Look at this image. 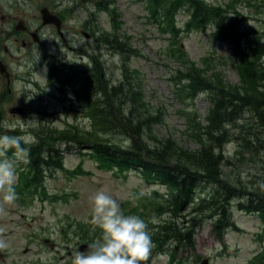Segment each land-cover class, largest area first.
Segmentation results:
<instances>
[{
  "label": "rangeland",
  "instance_id": "374dc122",
  "mask_svg": "<svg viewBox=\"0 0 264 264\" xmlns=\"http://www.w3.org/2000/svg\"><path fill=\"white\" fill-rule=\"evenodd\" d=\"M91 1V3H87L86 0H0V20H11L15 23V25H9L7 29L0 30V43L2 46L8 47V51L2 50V54L6 55L11 68V77L9 73L6 78L0 75V94L4 95L3 101L0 102V115L2 116L0 119H5L2 124L5 125L4 129L20 125L14 119L15 115L12 112L19 106L28 108L29 106L32 107L31 104H33L39 110L40 121L33 119L27 121L30 131L32 130L31 127L37 129L40 125H46L49 130L53 127L61 128L60 121L53 119L54 111L72 116L79 114V110H67L64 103L53 98L58 93L55 88L46 89L44 87L49 74L45 60L48 62L53 61L59 70L65 68L66 72L64 74L68 75L81 69L82 65L84 67L88 64L93 69V74L97 76L95 74V61L90 65L91 55L95 54V41L81 35L80 29H86L89 23L93 25L91 13L96 12L95 26L99 29V31L96 30L97 33H101L102 30L111 32L110 14L105 10L98 11L95 8V4H98L101 8L108 5V8L117 15L118 34L128 36L130 38L129 47L136 51L131 56L125 57L117 50H108L103 47L98 51L101 56L99 60L102 64V66L100 63L98 64L99 75H101L103 68L107 80L111 81L112 84L125 81L127 90H130L133 83H139L142 88V102L148 106L147 109L140 110V112H143L142 118L146 119L147 115L154 113H157L158 117L161 118V123L150 126L154 128L153 135L173 138L178 144L180 143L190 150L199 148L197 143L186 135L187 120L181 112L185 110L194 111L203 120L212 107L211 99L208 93H204L183 102L175 94L174 87L168 80L171 70H174L176 66L166 55L170 37L168 35L164 36L155 23H147L148 18L146 17L147 11L144 2L112 0L108 4L110 0ZM207 1L211 3L221 2L222 5L226 4L225 0ZM257 1L259 2V0ZM258 2L255 4H258ZM52 4H57L60 10L66 11L64 16L67 20V26L74 33L68 32L70 40L67 42L50 40V45H47V53L50 56L38 58L37 66L33 64L31 58L24 63L22 57L26 53V48L32 47L36 42L30 36V38H26L29 40V46H22L21 38L25 31L23 29L17 30L16 26L23 22L24 26L28 24L33 27V33H38L34 29L41 26L40 9ZM261 9V13H258L255 7H249L243 3L239 9L241 14H247L248 26L255 28L257 36L258 32L264 31V4ZM183 19V15L180 14L178 16L180 25L183 24ZM212 30L213 28L194 30L185 33L182 37V44L189 53L190 58L200 66H203L204 58L210 52L218 53L223 60L231 56V48L228 44L222 41L214 42L211 34ZM32 48L34 51H38V48ZM215 68L222 71L225 81L234 84L239 83L238 70L231 63L221 64L216 61ZM206 72L209 77H213L210 75L212 70ZM132 79L135 82L133 81L130 86L127 85V81ZM10 81L11 84H8ZM78 81L80 82L79 87L83 88L78 89L77 92L84 100L86 95L88 98L93 99L98 97V93L93 89V83H89L90 80L84 86H81L82 82L80 80ZM9 87L11 92L8 90ZM101 100L103 101V99ZM76 106L80 108L81 105ZM252 114V112H249L248 117L250 118ZM251 121L253 119L249 122L245 121L244 124L247 127H254L256 131L257 128L254 124L258 123V118L253 123ZM203 124L207 123L203 122ZM76 125L78 128L76 131L92 129V125L88 120L81 119ZM228 128L230 132L229 141H226L227 144L224 147L226 156L234 153L239 148V141L231 139V137L233 134L237 136L238 130L241 129L239 126L230 123L227 124ZM126 129L132 135V127L125 126ZM122 131L124 130L122 129ZM259 135L263 138L264 132ZM139 137L142 139L136 137L137 141L152 142L150 132L146 127H143L142 134ZM111 138V143L115 142L122 147H128L131 144V136L125 132H115L111 135ZM24 139L30 143L39 140L32 132L27 134ZM59 142L60 147L64 146L63 141ZM74 149L57 150L64 155L67 168H73L80 160L85 159V169L90 173L75 176L69 175L63 169L56 170L54 177L46 176L44 178V183L51 192L71 193L67 201L63 200L56 204L49 202L34 203L32 206L27 207L21 200L17 199L9 205L3 201V194L0 193V208L3 209L0 212V228L4 229V237L9 245L5 249L10 251V257H7V259L13 264H32L33 261L41 264L42 262L43 264L44 262L45 264H70L71 256H68L67 250L63 248L67 245L72 247L73 243L75 245V242L82 235L75 232L77 229L75 225L69 229L70 235H65L61 231V226L68 224L70 220H73V224L75 222L87 223L90 219V197L92 195L103 190L116 198L121 204L124 200L130 199L135 191L149 193L152 188L156 187L144 182L137 171H130L126 177L122 174L116 176L113 170L100 168L92 158L88 156L81 157ZM88 150L90 151V149ZM259 152L260 156L254 157L255 161L252 159V155L247 153V158L236 159L235 164H224V172L230 178L224 185L226 190L222 189L218 183L202 181L196 191L198 203L201 202L202 198L208 200L204 202L205 205L211 206L214 202L220 206L225 199L229 200L226 214H230V220H233L238 228L234 225L230 229H224L222 234H218L213 230L214 224L212 225L211 219L206 218L205 215L199 216L193 210V213L189 216L186 213L182 217L177 216V218L172 219L175 220V225L177 224L181 228L180 232L184 235L190 226L196 227L194 233L195 246L183 247L182 249L179 247L178 256L184 259L185 264H201L205 257H209V264H249V260L261 249L258 233L264 230L263 220L257 213L238 210L236 204H233L234 199L240 197H242V204L250 201L251 196L248 194H250L249 191H252L253 180H257L256 184L258 186L264 184V148L260 147ZM241 183L249 191H245ZM160 190L164 191V188L160 187ZM73 193H76V195H73ZM216 194H218V197L213 200ZM252 198L255 200L256 196ZM183 209L184 206L180 211ZM192 216L196 219H190ZM156 219L159 218L156 217ZM35 233H39L40 236L34 238ZM43 236H46L44 240L42 239ZM67 238L70 239L67 240ZM47 239L54 243V249L51 248V242H47ZM172 242L181 245L177 240ZM56 251L58 252L56 253ZM148 258H152L151 264H166L165 255L153 256L151 253Z\"/></svg>",
  "mask_w": 264,
  "mask_h": 264
},
{
  "label": "trees",
  "instance_id": "16d2710c",
  "mask_svg": "<svg viewBox=\"0 0 264 264\" xmlns=\"http://www.w3.org/2000/svg\"><path fill=\"white\" fill-rule=\"evenodd\" d=\"M241 1L246 6L255 7L256 11L261 13L264 2L261 3L260 0L259 2L257 0H231L226 6L210 4L206 0H157L158 16L166 20H160L154 15L155 21L165 34L173 35L170 39L169 50L172 57L179 59L185 68L180 71L181 76L177 81L178 84H182V90L179 91L181 100L193 99L199 93H208L211 99L212 107L203 120L194 111L181 112L187 120L186 135L196 142L199 148L190 150L178 144L173 138L153 135L154 128L150 126L161 123V118L157 113L147 115L146 119L142 118L143 112L140 110L147 109L148 106L142 102L141 85L134 79L127 81L129 86L133 81L135 82L130 87L133 92L126 89L125 81L112 84L105 78L103 83V68L101 75L98 72L101 56L97 50L105 47L108 50H117L125 57L131 56L136 51L129 47L130 38L128 36L102 30L95 45V54L92 56L97 76L93 74L91 67L87 71L92 74L90 81L98 97L85 100L83 104L91 114L89 118L92 121V129L76 131L78 130L77 125L70 123L67 127H53L51 130L46 125L34 128L33 133L39 140L24 145L29 151V162L27 169L20 172L17 192L23 193L27 187L32 189L40 175L43 174L44 166L54 170L64 169L65 158L57 150L59 149L56 146L58 141H64L67 149L78 145L79 149H83L84 146L91 145L92 150L88 155L101 168L111 169L116 175L122 174L124 177L127 176L129 170L138 169L141 170L147 182L165 187L166 192L158 193L156 198L141 196V204L135 206L132 211L139 213L150 208L156 215H167L162 222L168 227L172 226L173 217L179 216L180 209L196 197L200 182H215L226 190L224 185L230 178L225 174L223 167L226 164H235L236 159L247 158V153H250L255 161L254 157L260 156L259 148H264V137L259 135L264 132V31L258 32L257 36L255 28L247 25V17L236 9V4ZM111 2L112 0L108 1V4ZM256 2L258 4H255ZM105 7L109 13H112L108 5ZM101 10H104V7ZM180 11L191 13V19L186 24L185 32L205 30L209 26H214V39H223L232 44L234 47L232 64L238 69L239 83L225 81L222 71L215 68L216 57L214 55H207L203 66L189 58L187 51L180 44V38L184 34L177 30L176 20L174 22V18L176 19ZM244 22L247 27L242 26ZM116 27L117 24H115ZM219 63L222 64L221 61ZM207 70H212L210 75L213 77L207 75ZM82 71L80 69L75 72L74 76L80 77ZM185 80L187 82L183 83ZM249 112L253 113L250 118L248 117ZM257 118L258 123L254 124L256 131L254 127H247L244 124L245 121L249 122L251 119L253 123ZM200 120L207 124L203 126ZM229 123L241 129L238 130L237 136L233 134L231 137L239 141V148L226 156L224 147L227 144L226 141H229L230 132L229 128L227 129ZM125 126L132 127V135L130 131L125 130ZM143 127L149 130L152 142L136 140V137L142 139L139 136L142 134ZM115 132L127 133L131 136V144L128 147H122L115 142L111 143V135ZM13 152L14 150H10L7 154L13 157ZM81 152L82 150L78 151L80 155H83ZM77 167L82 171L81 163ZM68 172L73 175L77 171L68 170ZM253 182L252 191L241 183L242 188L249 191L248 195L251 199L245 204L239 203V206L245 208L246 211L257 213L264 222V184L258 186L257 180ZM218 194L213 197V200L218 197ZM253 196H256L255 200ZM201 200V203L208 201L206 198ZM228 203L229 200L225 199L220 206L214 202L211 206L206 205L207 215L214 219V231L218 234H222L226 227L234 225V222L230 220V214H226ZM200 208L201 213L204 214L205 206H200L198 209ZM176 229L174 236L180 237V240L183 237L187 246L194 242L190 230L184 235L180 232L181 229L178 230L177 227ZM258 235L264 241V230ZM256 260H258L257 264H264V247Z\"/></svg>",
  "mask_w": 264,
  "mask_h": 264
},
{
  "label": "clouds",
  "instance_id": "9594fccd",
  "mask_svg": "<svg viewBox=\"0 0 264 264\" xmlns=\"http://www.w3.org/2000/svg\"><path fill=\"white\" fill-rule=\"evenodd\" d=\"M6 130L0 133V193L3 201L11 205L19 198L15 188L17 166L29 162V151L24 146L29 141L23 135L9 134L16 130L14 128ZM10 150H14L12 158L7 155ZM144 194L141 192L139 196ZM139 196L131 198L136 200ZM90 202L88 222L93 232L99 229V234L88 244L86 251L72 252L70 264H141L146 260L153 247L148 222L134 214L126 215L120 202L103 190L92 195ZM150 222L156 224L158 221L152 217ZM8 246L4 229L0 228V250Z\"/></svg>",
  "mask_w": 264,
  "mask_h": 264
},
{
  "label": "flooded vegetation",
  "instance_id": "af4514ba",
  "mask_svg": "<svg viewBox=\"0 0 264 264\" xmlns=\"http://www.w3.org/2000/svg\"><path fill=\"white\" fill-rule=\"evenodd\" d=\"M12 8V7H9ZM1 9V8H0ZM63 20L65 19V17L62 14H58ZM16 20V19H13ZM65 21V20H64ZM15 23L11 20L5 21V20H0V30L2 29H7L9 28V25H12ZM44 29H46V31H44ZM87 29L89 31H91L92 33H94V27L91 25L87 26ZM35 31H37L38 33H33V27L31 25L24 26V33H23V37L21 38V44L22 46L27 47L28 43H27V39L26 38H30V36L35 39L36 42H38V44H35L36 46L38 45V51H34L32 47H27L26 48V53L23 55V59L25 60L26 58L32 59V62L35 66L38 65L37 63V59L38 58H42V57H46V56H50L48 52L47 48L41 49V46L44 45V43H46L47 45H50V40H61L58 30L56 29V27L52 24L49 25H42V21H41V26L34 29ZM66 30V29H65ZM66 34H68V30H66ZM69 40V38H65L64 41L67 42ZM42 44V45H41ZM14 47V46H13ZM7 49V50H6ZM2 50L8 51V47L7 46H2L0 43V59L2 61H7L8 59L6 57V55L2 54ZM45 62H47L45 60ZM38 68V67H37ZM9 68H7L8 70ZM2 76V75H1ZM4 76V75H3ZM6 77V76H5ZM10 77H11V73H10ZM11 84V81L10 83ZM9 92H11V89L9 87ZM4 95H1L0 98H3Z\"/></svg>",
  "mask_w": 264,
  "mask_h": 264
},
{
  "label": "water",
  "instance_id": "95a60500",
  "mask_svg": "<svg viewBox=\"0 0 264 264\" xmlns=\"http://www.w3.org/2000/svg\"><path fill=\"white\" fill-rule=\"evenodd\" d=\"M41 13H42L43 21H44L45 24L52 23V24H56L58 27H60V20H59L58 16L54 15L53 13H51L48 8H43L41 10ZM85 35L89 36L87 33H85ZM0 65H1V70L2 69L3 70L6 69L5 65H3L2 63H0ZM9 134L20 135L21 134V130L16 129L14 132H10Z\"/></svg>",
  "mask_w": 264,
  "mask_h": 264
}]
</instances>
